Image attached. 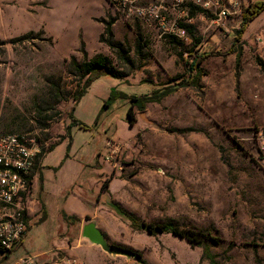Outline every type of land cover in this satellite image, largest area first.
<instances>
[{
  "label": "rangeland",
  "instance_id": "obj_1",
  "mask_svg": "<svg viewBox=\"0 0 264 264\" xmlns=\"http://www.w3.org/2000/svg\"><path fill=\"white\" fill-rule=\"evenodd\" d=\"M239 1L242 21L249 5ZM201 37L196 31L195 39ZM111 39L129 49L130 62L118 58L107 43ZM231 45L226 42L224 51ZM209 48L200 66L206 72L201 88L179 86L191 80L187 47L174 38H155L110 0H0V133L29 134L42 152L66 138L74 95L86 79L72 61L106 56L129 76L116 81L102 70L96 73L101 78L74 111L86 128L73 126L69 138L75 146L108 155L111 205L98 216L108 242L140 251L147 264H211L200 246L132 226L118 205L138 225L173 222L204 232L218 264H264V168L256 137L264 125L249 116L251 104L238 84L240 58L239 65L221 67L224 51L212 43ZM172 88L143 111L134 107L131 121L129 99L119 98L102 111L113 90L144 97ZM57 95L64 100L53 110ZM43 239L34 229L8 259L30 254L36 261L37 253L49 250ZM82 243L97 264H141L89 240Z\"/></svg>",
  "mask_w": 264,
  "mask_h": 264
},
{
  "label": "crops",
  "instance_id": "obj_2",
  "mask_svg": "<svg viewBox=\"0 0 264 264\" xmlns=\"http://www.w3.org/2000/svg\"><path fill=\"white\" fill-rule=\"evenodd\" d=\"M256 1L260 0L247 2L250 5ZM193 9H197L195 13ZM240 10L241 8L236 14L224 19L221 27L215 22L217 14L206 11L200 17L202 24L199 26L196 24L193 28L195 33L200 30L202 36L210 37L211 43L222 51L226 42H232L231 47L236 44L234 52H229L230 46L226 47L227 51L225 50L224 53L227 54L221 57L227 58L222 59L221 67L235 64L240 51L238 84L251 104L249 116L255 117L257 122L264 125V72L256 61L258 58L264 63V10L247 25L239 42H236V33L233 32V28L238 29L242 24L238 16ZM199 13L198 8L192 7L191 15ZM222 34L227 35L224 42L220 39ZM204 37L197 39L198 43L206 40L211 45ZM192 54V52L189 53L191 57ZM99 79L92 83L83 98L93 90ZM112 85L115 84L112 83ZM70 141L71 138L67 136L53 150L42 152L30 175L28 232L10 252L26 244L35 229L44 235V242L49 241L46 244L49 250L37 253L38 258L35 264H71L73 259L81 264H97L86 252L88 247L82 242L88 239L82 236V231L86 224L95 223L103 233L98 216L111 205L108 189L110 190L112 184L113 169L111 163L105 160L107 155L101 156L98 149L93 152L87 151L83 147L75 146L74 142L71 144ZM105 182H107V188L102 190ZM82 249L84 251H81ZM61 253L66 256V259L59 258ZM8 254L9 251L0 252V264H9L19 259L10 261Z\"/></svg>",
  "mask_w": 264,
  "mask_h": 264
},
{
  "label": "built area",
  "instance_id": "obj_3",
  "mask_svg": "<svg viewBox=\"0 0 264 264\" xmlns=\"http://www.w3.org/2000/svg\"><path fill=\"white\" fill-rule=\"evenodd\" d=\"M110 1L126 19L138 21L155 32V38L177 39L187 47V54L193 53L191 60L208 53L210 48L206 41L198 43L187 27L195 26L206 11L217 14L215 22L221 27L224 19L240 9L239 0ZM192 7L202 12L191 15ZM256 137L258 155L264 168V128L256 131ZM41 154L42 147L35 137L26 133H0V249L4 251H12L28 232L30 175ZM34 263L35 257L25 255L9 264ZM71 264L81 263L73 259Z\"/></svg>",
  "mask_w": 264,
  "mask_h": 264
},
{
  "label": "trees",
  "instance_id": "obj_4",
  "mask_svg": "<svg viewBox=\"0 0 264 264\" xmlns=\"http://www.w3.org/2000/svg\"><path fill=\"white\" fill-rule=\"evenodd\" d=\"M195 10L193 9V13H195ZM199 12H202L201 9H199ZM264 10V1L256 2L253 4H250L247 6L242 15V24L236 31V42H239L242 34L244 33L247 25L254 19L256 16H258L262 11ZM191 34L195 35V28L193 27H187ZM110 33V31L108 30ZM111 34V33H110ZM109 46L111 48H114L118 52V58L121 61L130 62V56H129V49L125 47L122 43L115 42L112 39L107 41ZM138 47H140V40L137 44ZM236 50V44H233V47L230 49L229 52H234ZM227 53H224L226 55ZM207 56V54H204L199 57H194L191 61L187 62L186 65L188 67V73L191 77V80L184 82L183 84L179 86H185V85H192L197 88H201L200 80L201 77L206 75L205 70L200 67L204 58ZM193 57V56H192ZM239 57H240V51L238 52V65H239ZM258 64L261 66L262 71L264 72V63L260 59H256ZM72 66H74L75 70L80 74L81 78L85 79L83 87L74 95V106L72 111L70 112V118L72 119V122L67 126V133L68 137L71 135V129L73 126H79V128H86V125H84L82 122L78 121L74 117V111L76 109L77 104L80 102V100L83 98V96L87 93L89 87L92 85L94 81L99 79L102 75L96 74L98 71L102 70L104 72L103 75H108L112 78L118 79V80H124L129 76L127 72L124 71H118L115 69L113 63L111 60L103 55H97L91 60H86L82 63H77L75 59L72 61ZM175 88L172 89H163L159 91H155L151 95H147L144 97H128L127 94L119 92L117 90H113L110 93V96L108 99L104 102L102 111L110 104L114 103L119 98L122 99H129L131 102V107L128 111V117L131 120H133V108L137 107L140 111H143L146 107V104L153 103V102H160L162 98L165 96H168L171 94ZM64 100L61 95H57V98L54 103L53 110L56 109L57 105ZM49 123L46 122V126H48ZM45 128V126L43 127ZM8 134V133H6ZM64 138H61L63 140ZM37 140V139H36ZM59 143V142H58ZM52 145L50 148L47 149V151L53 150L57 144ZM71 143V141H70ZM46 150L44 149L43 152ZM107 188V182H105L102 186V190H105ZM117 212L127 220H129L132 224V226L137 227L140 226V228L145 229L146 232L150 235H158V234H165L170 233L174 236L185 239L192 245L200 246L203 248L204 255L208 256L210 259L211 264H218L216 262L215 256L210 252V248L206 241L210 239V237H207V235L204 232L201 231H194L190 229H184L178 226L177 224L173 222H166V223H148V224H141L138 225V219L124 211L120 206L116 205ZM117 252L129 257L135 258L139 263L141 264H147L145 259L143 258V255L140 251L132 249L125 245H117ZM0 252H6L2 249H0ZM10 252V251H9Z\"/></svg>",
  "mask_w": 264,
  "mask_h": 264
},
{
  "label": "water",
  "instance_id": "obj_5",
  "mask_svg": "<svg viewBox=\"0 0 264 264\" xmlns=\"http://www.w3.org/2000/svg\"><path fill=\"white\" fill-rule=\"evenodd\" d=\"M82 236L91 243L101 246L102 249L109 254L117 252L116 246L108 242L105 235L97 228L95 223L86 224L83 227Z\"/></svg>",
  "mask_w": 264,
  "mask_h": 264
}]
</instances>
